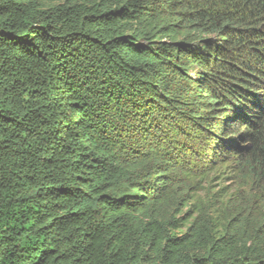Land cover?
Returning a JSON list of instances; mask_svg holds the SVG:
<instances>
[{"label": "trees", "instance_id": "1", "mask_svg": "<svg viewBox=\"0 0 264 264\" xmlns=\"http://www.w3.org/2000/svg\"><path fill=\"white\" fill-rule=\"evenodd\" d=\"M0 264H264V0H0Z\"/></svg>", "mask_w": 264, "mask_h": 264}, {"label": "rangeland", "instance_id": "2", "mask_svg": "<svg viewBox=\"0 0 264 264\" xmlns=\"http://www.w3.org/2000/svg\"><path fill=\"white\" fill-rule=\"evenodd\" d=\"M224 172V170H222ZM226 173V172H224ZM216 175V174H215ZM231 186V183L229 181H226V179H224V176L221 179H218V177L214 178V176L212 175L211 180L206 183L203 187L205 189H209L212 192H219L218 196H222L223 195V191H225L226 188H229ZM213 187H214V191H213ZM206 193V192H204ZM194 213V208H185L182 210L181 212V217L186 218V217H193Z\"/></svg>", "mask_w": 264, "mask_h": 264}]
</instances>
